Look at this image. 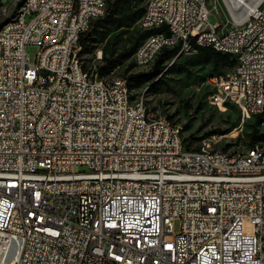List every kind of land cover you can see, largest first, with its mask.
I'll list each match as a JSON object with an SVG mask.
<instances>
[{"label": "built area", "instance_id": "obj_1", "mask_svg": "<svg viewBox=\"0 0 264 264\" xmlns=\"http://www.w3.org/2000/svg\"><path fill=\"white\" fill-rule=\"evenodd\" d=\"M209 1L147 0L138 27L154 32L133 60L235 54L209 101L264 122V0L228 12L231 27L210 22ZM107 5L31 0L0 35V264H264V153L187 147L123 77L102 80V49L87 69L80 38Z\"/></svg>", "mask_w": 264, "mask_h": 264}, {"label": "rangeland", "instance_id": "obj_2", "mask_svg": "<svg viewBox=\"0 0 264 264\" xmlns=\"http://www.w3.org/2000/svg\"><path fill=\"white\" fill-rule=\"evenodd\" d=\"M22 1L0 0V4L8 5L5 11L3 6L0 7V27L16 17ZM209 7L212 11L210 22L221 21L231 27L228 9L223 0H210ZM27 19L29 20V16ZM102 32L105 34L97 36L86 50L80 45L81 59L87 69H92L96 64L97 50H103L104 59L107 53H119L131 47L138 35V21L130 27L112 28L108 31L104 29ZM26 51L30 62L35 63L39 48L29 45ZM192 57L191 54H182L173 61L174 64L168 63L162 76L161 88L152 89L148 83L131 91L128 87L132 101L143 96L144 103L149 108L181 124L187 147L192 148L194 143L196 145L206 137H218L215 138V149L233 153L247 152L251 149L248 146L250 137L264 134V123L260 120L259 126L255 117L244 118L240 109L234 105L221 109L209 101L213 90L211 79L232 71L234 65L217 63L206 57ZM128 63L118 66L113 74L122 77ZM135 71L147 70L136 65ZM101 77L110 80V74ZM125 83L127 84L126 80ZM256 146L264 151V136ZM175 228L176 231L179 230L178 221Z\"/></svg>", "mask_w": 264, "mask_h": 264}, {"label": "trees", "instance_id": "obj_3", "mask_svg": "<svg viewBox=\"0 0 264 264\" xmlns=\"http://www.w3.org/2000/svg\"><path fill=\"white\" fill-rule=\"evenodd\" d=\"M145 6L146 0H108L105 15L93 21L90 28L81 35L80 42L82 48L86 50L88 46L96 40L97 36L101 34L104 35L105 33L102 32L104 29H107L108 31L112 28L130 27L137 21L139 22L145 11ZM152 32L154 31H144L138 27V35L135 37V41L131 47L119 53H107L102 64L99 65V73L101 76L110 74L118 66L129 62L122 73V77L126 80L130 91L134 88H139L146 83H148L152 89L161 88L164 71L166 67H168V63H170L177 54L178 49H164L151 68L147 71H135L136 64L133 60V55L137 47ZM191 55H193L192 58L206 57L214 62L222 64L228 63L229 65H235L236 62L233 56L232 58L231 55L219 52L212 47H198V51ZM255 120L260 126V118L257 117ZM262 136H264V134L260 136L257 134L252 135L248 142L249 148L255 147L256 144H258V141L261 140Z\"/></svg>", "mask_w": 264, "mask_h": 264}, {"label": "bare ground", "instance_id": "obj_4", "mask_svg": "<svg viewBox=\"0 0 264 264\" xmlns=\"http://www.w3.org/2000/svg\"><path fill=\"white\" fill-rule=\"evenodd\" d=\"M30 3H31V0H23L22 1L16 17L13 18L12 20H9V21L5 22L0 27V35L3 34L5 31H7L10 27H12V25L14 24V22L16 21V19H18L20 17V15H25L26 7L29 6ZM229 55H231V57L233 56L234 59H235V61L237 62V55H235V54H229ZM156 58H157V50H149V58L148 59H137V61L135 63L141 69L149 70L151 68V66L153 65V63L155 62ZM217 77L218 76H216V77H214V78L211 79V83L213 84V88H216V79H217ZM101 78H102V80H107L104 77H101ZM124 90H125V93L126 94H130L129 89H128V86L125 83V81H124ZM261 121L263 122V120H261ZM254 152L255 153H264L263 149H261L258 146L254 147ZM226 155H228V157H232V158H239V157H242L243 156V153L226 152Z\"/></svg>", "mask_w": 264, "mask_h": 264}, {"label": "water", "instance_id": "obj_5", "mask_svg": "<svg viewBox=\"0 0 264 264\" xmlns=\"http://www.w3.org/2000/svg\"><path fill=\"white\" fill-rule=\"evenodd\" d=\"M257 0H224L228 12L234 19L242 18Z\"/></svg>", "mask_w": 264, "mask_h": 264}]
</instances>
